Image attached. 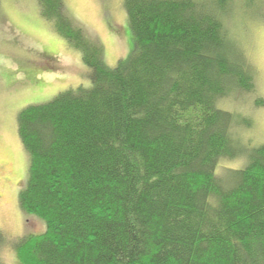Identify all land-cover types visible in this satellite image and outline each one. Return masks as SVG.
<instances>
[{"label": "trees", "instance_id": "16d2710c", "mask_svg": "<svg viewBox=\"0 0 264 264\" xmlns=\"http://www.w3.org/2000/svg\"><path fill=\"white\" fill-rule=\"evenodd\" d=\"M234 1L124 0L132 50L110 68L63 0H38L90 87L17 115L28 156L19 208L45 224L10 244L18 264H264V145H241L218 106L254 91L224 26Z\"/></svg>", "mask_w": 264, "mask_h": 264}, {"label": "rangeland", "instance_id": "374dc122", "mask_svg": "<svg viewBox=\"0 0 264 264\" xmlns=\"http://www.w3.org/2000/svg\"><path fill=\"white\" fill-rule=\"evenodd\" d=\"M68 16L84 34L102 46L104 63L113 68L132 50L124 0H63ZM228 35L248 59L253 72L252 93L233 92L218 106L234 116L233 136L246 148L264 145V0L247 5L235 0L224 18ZM90 87L80 54L41 18L38 0H0V247L1 264H18L10 244L45 231L43 221L25 215L18 204L25 184L28 156L17 135V115L30 105L50 102L59 93ZM250 121V126L236 120ZM236 123V124H235ZM245 154L222 159L217 175L239 169Z\"/></svg>", "mask_w": 264, "mask_h": 264}]
</instances>
